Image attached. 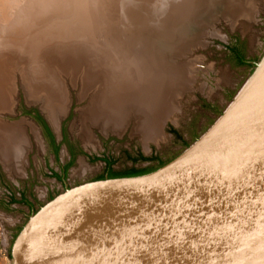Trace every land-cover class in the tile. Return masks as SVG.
<instances>
[{
	"label": "rangeland",
	"instance_id": "obj_1",
	"mask_svg": "<svg viewBox=\"0 0 264 264\" xmlns=\"http://www.w3.org/2000/svg\"><path fill=\"white\" fill-rule=\"evenodd\" d=\"M87 1L89 3L86 0H31L47 2L46 7L53 10L54 14L55 9L59 8L63 16H68L65 19L71 23L77 21L74 16L78 12L83 18H94L97 29L104 28L98 12L106 0ZM135 1L143 4L144 11L147 9V12L140 14L130 8L129 19L141 22L144 17L145 25L138 23L137 26L135 23L136 26L129 25L127 30L121 31V36L128 39L129 44L126 45L128 49L124 45L119 48L117 57L126 55L128 61L129 56L134 54L140 53L142 57L141 49L140 52H135L139 50L137 42L133 40L135 36L141 35L142 38L138 41L145 39L151 54L159 48L163 59L161 62L169 67L167 72L159 66L152 69L158 70L157 73L163 76L171 72L174 79L167 87L169 92L165 104L168 107L165 104L163 107L164 101L161 99L162 102H158L155 107L157 111L162 108L168 110L163 117L157 118L160 126L153 132L148 131L145 126L153 109L149 102L141 100L144 95H149L146 91H150L153 86L140 87L143 84L139 80L138 93L131 94H137V99L126 104L130 94L124 96V112L119 118L98 113L93 120H85V113L91 112L90 108L94 107V103L104 93L102 77L91 84L86 82L88 60L77 71H74L72 63L66 68H62L59 62L52 63L55 74L53 77L48 76V79L53 78L55 81L52 83L51 79V83L56 86L55 95L59 96H52L53 99L51 92H48L49 95L44 91V85L43 91L34 94L36 92L32 91L33 88L28 83V64L24 59L7 60L6 69L0 75L6 78L3 82L0 78V90L5 91H0V124L20 129L25 148L20 145V151H15L14 158L11 159L14 163L6 162L0 156V264L12 263V242L28 215L32 213L26 202L22 201L26 198L36 200L37 210L48 201L51 193L55 196L65 189L53 177L52 172H60V163L65 164L70 160L69 147L77 154L68 171V186L95 179L103 174L106 168L105 158L115 163V170H125L133 165L127 157L129 154H146L150 156L149 160H140L136 164L137 168L156 169L162 162H168L178 155L207 129L252 72L254 66L238 64L232 49L238 48L245 58L255 59V62L264 52V0ZM110 9L105 8L106 13H112L117 22L111 19L106 24L113 27L125 25L127 19L120 15L121 12L109 11ZM187 9H191V12ZM164 23L168 24L166 28H163ZM56 24L66 26L63 20H56V23L53 20L49 28L56 29ZM98 39L96 38L94 44H98ZM106 41L111 45L114 39L108 36ZM99 42L103 43L100 39ZM124 50L128 54L133 51V54L128 55ZM114 58L115 61L116 56ZM128 76L124 75L126 78ZM104 79L108 80V77L104 76ZM116 81L113 80L112 84L117 85ZM110 84L106 81L105 92L111 89ZM121 98L114 102H121ZM55 112L59 116L56 126L49 117L50 113ZM37 116L47 124L55 141L60 144V162L56 159L55 149L45 126L41 120L38 121ZM101 121L108 126L104 127L99 123ZM20 124L21 126H17Z\"/></svg>",
	"mask_w": 264,
	"mask_h": 264
},
{
	"label": "water",
	"instance_id": "obj_2",
	"mask_svg": "<svg viewBox=\"0 0 264 264\" xmlns=\"http://www.w3.org/2000/svg\"><path fill=\"white\" fill-rule=\"evenodd\" d=\"M216 119L145 174L68 186L10 264H264V52Z\"/></svg>",
	"mask_w": 264,
	"mask_h": 264
},
{
	"label": "bare ground",
	"instance_id": "obj_3",
	"mask_svg": "<svg viewBox=\"0 0 264 264\" xmlns=\"http://www.w3.org/2000/svg\"><path fill=\"white\" fill-rule=\"evenodd\" d=\"M118 1L119 0H106L105 3L101 6L100 12H98V14L101 18V24H104L105 27L97 29L96 20L94 18H83L78 12H76V15L74 16L77 18V21L73 23H71L70 20L65 19L68 16H63L59 8L55 9L54 14L53 10L46 7L48 1L31 2V0H0V75L4 73L7 60L9 58L17 59V61L24 59L28 64V67L26 66V68L28 69L27 78L30 81L28 83L32 86V91L36 92L34 94H39L41 90L43 91L44 88H42V86L44 85L46 87L44 89L45 92H51L50 94L52 95L48 93L51 97L55 96V98H59V96L56 97L55 95L56 86H54L55 84H52L55 81L53 80V78H51L53 80V82L51 83V79H48V76L52 75L53 77V75L55 74L53 71L52 63L59 62L62 68H66L67 66H69V63H72L71 65L74 66V71H77L83 63L86 62L87 64L88 60V67L85 72L87 80L86 82L88 84H91L97 78L100 79L102 77L103 79L100 80L104 85V93L101 94L102 96L100 97V99H97L96 103H94V107L90 108L91 112L85 113V120L89 118L93 120L98 113H107L109 114L108 116L112 118H119L124 112L123 110L125 106L123 104V100H126L124 99V96L130 94L129 98L126 97V104L133 102L131 101L133 99H137V94H131L135 92L138 93V87L140 85L138 81L140 80V83L143 84L140 87L147 86L149 88H152L151 86H153V88L150 90L151 92L149 90L146 91L147 93L149 92V95H144V93V97H141V100H146V102H149L151 105L150 107L153 109L152 116H150V120L145 123V126L150 132L158 129L160 126V120H158L157 118L163 117L167 113L168 108H162V110L157 111L155 107L161 100L164 101V107L165 101L168 99L169 90L167 89V87L172 84V81L174 79L170 75L171 72H168V75L163 76L161 73H157L158 70L155 71L152 69H157V66H159L165 69L167 72L169 67H165L163 62H161V60L163 59L161 57V54L159 53V48L151 54V51L149 52L150 47H148L147 41L145 39V41L142 39L141 42L138 41L139 38H142L141 35H139L138 37L135 36V39L133 40L137 42L138 49H136H141L142 57H140V53L136 54L138 56H136L135 54L132 56L131 54H133V51L130 52V54H128L129 52H125V50L128 49L126 45L129 44V40H126L121 36V31L125 29L127 30L129 28V25L136 26L137 24L138 26V23L140 25H145L144 17L141 22L131 21L129 19L130 8H134L140 14L141 12H147V9L144 11V8L142 6L143 4H137L135 0H126V2L119 1V3ZM86 2L89 3L87 0ZM117 3L120 6V10H118ZM105 8H111L109 11L113 10L121 12L120 15L127 19L126 24L120 27H113L111 24H106L111 22V19L115 22L117 21L112 13H106ZM188 8H190V6ZM184 9H186V7ZM190 10L191 9H189L188 12ZM53 20L55 23L56 20H63L66 26L61 27V24H56V26L54 27L56 29H50L49 27L52 24ZM164 24L165 27L163 28H166L168 24ZM105 32H107V34ZM109 33L111 34L109 35ZM108 36H111L112 39H114V42L111 45H108L106 41ZM96 38H99L103 43L99 42L98 39V44H94ZM122 45L126 47L124 53L131 55V57L129 56V61L126 59L128 57L126 55H123V57L121 58L120 56L119 58L117 57L119 54V48ZM135 52H140V50ZM115 56L116 60L114 61L113 59H115ZM118 60H121V62H119ZM122 60L123 62H126V64L127 62H129V64L123 65ZM140 61H142L141 64ZM117 62H119V64ZM120 63L122 64L120 65ZM151 69L156 73H154ZM112 75H117V77L115 78ZM124 75L129 76L126 78L124 77ZM104 76H107L108 80H105ZM0 78L2 82L6 79H4V77L2 76ZM119 78H122V80ZM56 79L58 80V78ZM113 80H117V85L112 84ZM141 80L144 81L141 82ZM106 81H108L109 84L111 83V89L106 90L107 92L110 90L108 93L105 92ZM0 91L1 93H5V91ZM119 98H121V102L119 100L118 102H114ZM3 99L6 98L4 97ZM119 102L121 103V105L119 104ZM165 106L168 107L167 103L165 104ZM49 109H51V107H49ZM51 113L49 116L50 121L53 125L56 126L58 125L59 116L56 114V112L54 114ZM99 123H101L104 127L108 126V124H105V122L101 121ZM17 126H21V124ZM20 134V129L0 124V156L3 157L6 162L8 161V163H14V161H12L11 159L14 158L13 154H15V151H20V145H22L23 149L25 148V143L21 141L22 138ZM10 168H12L11 165Z\"/></svg>",
	"mask_w": 264,
	"mask_h": 264
},
{
	"label": "flooded vegetation",
	"instance_id": "obj_4",
	"mask_svg": "<svg viewBox=\"0 0 264 264\" xmlns=\"http://www.w3.org/2000/svg\"><path fill=\"white\" fill-rule=\"evenodd\" d=\"M244 60H245V64L254 66L255 59H247V58L244 57ZM37 119H38V121L40 120L39 119V116H37ZM50 140L53 143L54 149L56 147L55 145L58 146V150L55 149V156H56V159L58 160V162H60L59 154H58V151H59V148H60V144L55 141L54 135H53V140L52 139H50ZM69 153H70V160L67 163H65V164H61L60 163V167H59L60 168V172H57L56 170H54L52 172L53 173V177H55L59 182H61L63 184L64 188L67 185L66 180L68 179V174H69L68 171H69V169L71 167L72 162H74L75 156L77 154L76 151L72 147H69ZM143 156L148 157L147 160H149V157L150 156H148L146 154H144ZM127 157L133 163V165L131 167H129V168H133V167L137 168V165H136L137 162H139L140 160H142L141 159V156H137V155L129 154ZM104 161L106 163V168H105L103 174H105L106 176H108L109 170H110L109 167H108V162H112L111 168L113 170H115V168H114V164L115 163L111 159H107V158H105ZM53 196L54 195L51 193L48 196V200L51 199ZM22 202H26V206L29 208L30 213L33 212V211H35V209L38 207L37 206V203H36V200H34V199L26 198Z\"/></svg>",
	"mask_w": 264,
	"mask_h": 264
},
{
	"label": "trees",
	"instance_id": "obj_5",
	"mask_svg": "<svg viewBox=\"0 0 264 264\" xmlns=\"http://www.w3.org/2000/svg\"><path fill=\"white\" fill-rule=\"evenodd\" d=\"M232 53L237 61L238 64L242 65L245 64V60H244V54L238 49V48H233L232 49ZM39 119L41 120V118L39 117ZM43 122V124L45 125V129L47 131L48 136L50 137V139L53 140V134L50 131L49 127L45 124V122L43 120H41ZM55 149L58 150V146L55 145ZM137 159V158H136ZM142 160H147L148 157L146 156H141ZM166 162H162L160 165L165 164ZM112 162H108V167H109V177H122V176H135V175H140V174H145L148 173L150 171L155 170V168H128L125 170H113L111 168ZM106 175L105 174H101L99 176H97L95 179H103L105 178Z\"/></svg>",
	"mask_w": 264,
	"mask_h": 264
}]
</instances>
